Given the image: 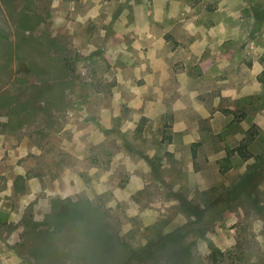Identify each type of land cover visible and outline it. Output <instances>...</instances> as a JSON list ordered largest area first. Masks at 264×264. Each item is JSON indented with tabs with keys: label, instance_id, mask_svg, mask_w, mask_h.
<instances>
[{
	"label": "rangeland",
	"instance_id": "374dc122",
	"mask_svg": "<svg viewBox=\"0 0 264 264\" xmlns=\"http://www.w3.org/2000/svg\"><path fill=\"white\" fill-rule=\"evenodd\" d=\"M261 59L264 0H0V264H264Z\"/></svg>",
	"mask_w": 264,
	"mask_h": 264
},
{
	"label": "trees",
	"instance_id": "16d2710c",
	"mask_svg": "<svg viewBox=\"0 0 264 264\" xmlns=\"http://www.w3.org/2000/svg\"><path fill=\"white\" fill-rule=\"evenodd\" d=\"M261 62H262V70H261V72L258 74V76H257V80H258V82H260L261 84H264V59H261ZM220 111L221 112H223V113H231V110H229V109H220ZM245 148H246V143L243 141V142H240L239 144H238V146L237 147H235L234 149H233V151L234 152H236L241 158H243V159H247L248 158V154L246 153V151H245ZM195 154H194V152L192 151V156H194ZM251 177L250 176H246V179H245V181H241L240 183H239V185L238 186H241V188L243 187V186H245V184L246 183H248L249 181H251ZM245 182V183H244ZM257 182V181H256ZM256 182H255V184H256ZM180 203L181 204H185V201L184 200H181L180 201Z\"/></svg>",
	"mask_w": 264,
	"mask_h": 264
}]
</instances>
